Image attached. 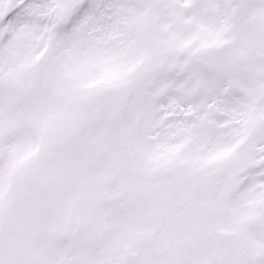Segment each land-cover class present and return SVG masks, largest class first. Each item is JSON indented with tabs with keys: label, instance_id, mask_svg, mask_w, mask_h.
<instances>
[{
	"label": "snow or ice",
	"instance_id": "snow-or-ice-1",
	"mask_svg": "<svg viewBox=\"0 0 264 264\" xmlns=\"http://www.w3.org/2000/svg\"><path fill=\"white\" fill-rule=\"evenodd\" d=\"M0 264H264V0H0Z\"/></svg>",
	"mask_w": 264,
	"mask_h": 264
}]
</instances>
